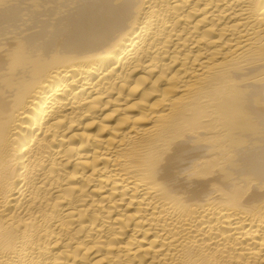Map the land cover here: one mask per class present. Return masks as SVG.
Instances as JSON below:
<instances>
[{
    "label": "bare ground",
    "instance_id": "6f19581e",
    "mask_svg": "<svg viewBox=\"0 0 264 264\" xmlns=\"http://www.w3.org/2000/svg\"><path fill=\"white\" fill-rule=\"evenodd\" d=\"M0 264H264V0H0Z\"/></svg>",
    "mask_w": 264,
    "mask_h": 264
}]
</instances>
